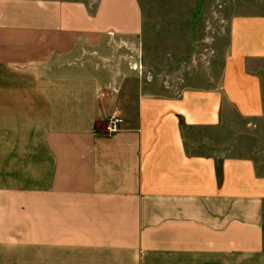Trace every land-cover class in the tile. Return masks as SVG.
Wrapping results in <instances>:
<instances>
[{
    "label": "crops",
    "instance_id": "0c3cea01",
    "mask_svg": "<svg viewBox=\"0 0 264 264\" xmlns=\"http://www.w3.org/2000/svg\"><path fill=\"white\" fill-rule=\"evenodd\" d=\"M203 2L149 23L182 61L219 13L214 61L155 79L139 0H0V264H264V0Z\"/></svg>",
    "mask_w": 264,
    "mask_h": 264
},
{
    "label": "rangeland",
    "instance_id": "374dc122",
    "mask_svg": "<svg viewBox=\"0 0 264 264\" xmlns=\"http://www.w3.org/2000/svg\"><path fill=\"white\" fill-rule=\"evenodd\" d=\"M90 2H94L95 0H87ZM140 5L142 7L144 18H145V36L152 33V36L149 39L145 40V68L147 71L151 73L152 77L158 79L160 77L161 72L167 67L168 71H172L175 69H181L182 72H197L201 70H206V68L210 65L211 62L214 61V42L216 38L222 37V28L220 24L219 13H215L211 15L209 13H199L198 21L206 23V26L203 29V32L199 28L195 29H183L182 36V45L178 47L182 50V61L171 60V61H163L160 48L159 41V30L157 28H152L149 22H159L160 20H165V15L170 18L169 15L166 14L165 10L167 6L175 7L180 6L183 8L192 11L195 15L198 10L203 7L204 0H139ZM212 0H210V3ZM193 3V8L190 9V5ZM219 5H216L217 8ZM187 15L188 19L190 18V14ZM196 17V16H194ZM196 19V18H195ZM202 32V34H201ZM207 37L208 40L203 41L202 38ZM214 40V41H213ZM181 56V55H179ZM181 65V66H179ZM258 137L249 138L243 145L246 147L248 151L255 152V158L257 161L261 162L264 167V118L262 123L258 127L257 131Z\"/></svg>",
    "mask_w": 264,
    "mask_h": 264
},
{
    "label": "built area",
    "instance_id": "2783aa9c",
    "mask_svg": "<svg viewBox=\"0 0 264 264\" xmlns=\"http://www.w3.org/2000/svg\"><path fill=\"white\" fill-rule=\"evenodd\" d=\"M123 124L122 118L118 116H111L106 125L107 133H114L120 130V126Z\"/></svg>",
    "mask_w": 264,
    "mask_h": 264
}]
</instances>
